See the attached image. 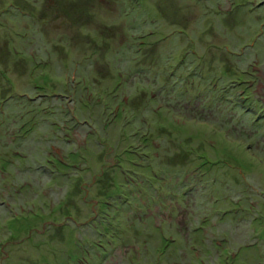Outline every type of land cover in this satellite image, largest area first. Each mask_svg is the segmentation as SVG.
Returning a JSON list of instances; mask_svg holds the SVG:
<instances>
[{
	"label": "rangeland",
	"instance_id": "374dc122",
	"mask_svg": "<svg viewBox=\"0 0 264 264\" xmlns=\"http://www.w3.org/2000/svg\"><path fill=\"white\" fill-rule=\"evenodd\" d=\"M170 81L264 112V0H0V264H264V151Z\"/></svg>",
	"mask_w": 264,
	"mask_h": 264
},
{
	"label": "trees",
	"instance_id": "16d2710c",
	"mask_svg": "<svg viewBox=\"0 0 264 264\" xmlns=\"http://www.w3.org/2000/svg\"><path fill=\"white\" fill-rule=\"evenodd\" d=\"M160 91L161 93H165V96L173 95L172 100L175 99L176 102L178 100L179 102H177V104L180 106H182L183 103H189L190 105H193V103H201L194 104V106H200L203 111H213L216 113V116L219 114L216 120L211 119L209 121L216 124L222 131H225L230 137H235L238 140H247L250 138L253 145H249V147L253 151H264V112L253 104H245L244 102L248 99L247 97L241 98L242 100L237 97L234 99L235 104L227 106L228 100L226 97L224 98V94H222V97L215 96V100L218 104H211L210 101L205 98L207 95L206 93L192 94L187 90H180L179 83L173 85L171 81L164 84ZM198 117L201 118L200 116ZM194 190L195 189H191L190 192L193 193ZM108 239L110 238L108 237ZM102 243L104 242L102 241ZM109 243H112V241Z\"/></svg>",
	"mask_w": 264,
	"mask_h": 264
}]
</instances>
